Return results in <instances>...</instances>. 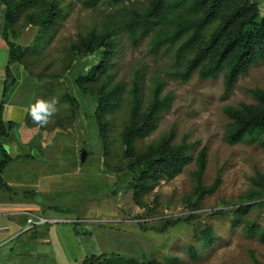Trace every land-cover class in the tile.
Wrapping results in <instances>:
<instances>
[{"label":"rangeland","instance_id":"1","mask_svg":"<svg viewBox=\"0 0 264 264\" xmlns=\"http://www.w3.org/2000/svg\"><path fill=\"white\" fill-rule=\"evenodd\" d=\"M90 1H62L63 14L57 32L46 46L42 61L31 67L37 76L49 78L51 73L62 76L65 84L60 92L52 94L37 77L33 78L40 84L33 91L20 79L24 67L19 65L21 81L12 87V95L24 99L32 91L29 109L36 99L54 98L57 113L43 127L30 119L35 130L25 143L19 135L20 127H16L20 138L17 137L25 146L19 143L17 150L12 148V155L31 152L35 156L10 163L2 177L12 189L0 186V204L14 200L15 204H9L16 210L29 206L38 214L67 221L37 226L20 234L14 221L18 227H24V217L3 211L0 225H8L10 229L0 232V264H82L86 257L103 253L133 256L134 260L150 259L155 264H264V241L259 236V230L264 229V207L254 205L247 212L229 211L243 203L242 196L252 186V178L264 173V147L246 141L231 144L225 138L232 121L225 108H241L257 101L252 90L264 89V60L252 65L227 92L224 72L217 77L201 78L198 69L186 81L180 77L179 71L187 67L192 56L190 53L177 58V50L187 35L175 43L163 44L157 52L152 51V35L136 42L126 31L120 35L119 51L105 76L124 86V93L120 106L105 119L111 120L108 126L113 127L108 139H114V147L119 149L120 123L129 115L130 89L135 75L140 74L144 82V105H150L158 82L162 85L159 96L166 100L155 127L139 141L140 148L171 132L176 143L184 139L193 143L190 148L193 159L181 173L161 179L136 199L137 189L129 183L135 184L136 180L133 173L126 171V160L120 155H116L118 161L110 160L100 146L93 102L77 94L75 88L84 112H77L76 118L69 122L66 114L74 104H61L60 96L65 87L73 89L71 79L78 60L68 69L73 57L72 42L80 34L101 30L109 19L122 21L135 10L143 13L148 1H127L116 17L108 15L118 13L123 7L121 4L100 0L94 6L87 5ZM259 1L264 8V0ZM3 7L0 4V86L9 59L8 47L3 51L6 47L1 30ZM22 25L21 22L17 34L9 32V37L28 45L37 36L38 27ZM44 68L46 74L42 71ZM99 84L102 83L99 81ZM63 116L64 123L59 125L57 118ZM203 148L208 155L204 184L211 186L219 179L220 185L195 210L192 204L194 173ZM83 152H86L85 161L81 158ZM222 210L228 212L220 213ZM183 215H191L188 223L165 231L151 228L160 221L159 217ZM207 227L213 229L216 242L211 249L201 250L195 259L190 256L189 247L199 243L196 239ZM252 227H259L255 229L257 234H252Z\"/></svg>","mask_w":264,"mask_h":264},{"label":"trees","instance_id":"2","mask_svg":"<svg viewBox=\"0 0 264 264\" xmlns=\"http://www.w3.org/2000/svg\"><path fill=\"white\" fill-rule=\"evenodd\" d=\"M62 1L0 0V4L4 5L2 36L9 51L8 63L4 69L3 99L18 82L19 76L14 73L15 65H23L24 69L32 77H37L46 89H50L52 94L60 92L64 87V80L61 81L62 76L59 74L56 76L51 73L49 78L37 76L31 68L38 66L42 61L46 46L57 32L60 16L63 14ZM99 1L92 0L86 4L94 6ZM127 1L130 0H113L112 2L119 3L123 7L119 9L118 13H110L108 17L119 16V13L126 7ZM147 1L148 4L143 13L135 10L122 21L119 18L118 20L109 19L101 30L96 29L87 34H80L77 40L72 42L73 57L70 62L68 61L67 67L71 68L78 60L76 71L78 68L80 72L76 76L77 72H73L74 78L71 79L73 89L65 87L60 96L61 104L64 102L74 104L71 112L66 114L70 118L69 122L76 118L77 112L81 110L84 112L81 96L93 102L99 132L98 139L102 143L100 146L110 160L115 162L118 158L116 155H120L126 160L128 168L126 171L133 173L136 180L135 184L129 182L130 186L132 184L137 189L136 199L140 197L141 192L149 191L161 179L172 178L181 173L193 159L190 151L193 143L187 139L176 143L173 132H171L157 141L148 143L145 148H140L139 141L155 127L162 109L166 106V100L159 96V93L162 92L160 82L153 88L154 95L150 105H144V82L140 74L135 75L130 89L129 115L120 123L119 149L114 147V139L111 137L108 139L113 127L108 126L112 121L105 119L120 106L124 93V86L119 82H113L111 76H105L109 67L114 64L113 57L119 51L120 35L126 31L134 42L141 37L152 35V51L154 52H157L163 44L175 43L182 36L187 35L177 50V58L186 57L190 53L192 56L187 67L179 71L180 77L186 81L198 69L201 78L217 77L224 72L227 92L233 88L242 74L249 71L252 65L264 60V8L263 5H260L261 1ZM21 22L24 27L27 25L38 27L37 36L28 45L20 44L9 37V32L15 34L19 32ZM84 59L86 62L82 63ZM85 64L87 65L85 66ZM45 69L42 70L44 74H46ZM99 81L102 84H99ZM40 82L37 84L39 85ZM75 88L77 94L81 95L80 97L76 95ZM252 93L257 100L255 103L244 104L241 108L237 106L225 108L232 118L225 138L231 144L246 141L256 142L264 147V89L256 88L252 90ZM37 101L36 99L35 103ZM4 103V100L0 102V186L12 189V186L2 177L4 170L15 160L33 158L35 154L30 152L18 156L12 155L9 146L12 142L19 140V136L16 131V122L4 120ZM64 118L65 116L57 118V123L62 125ZM26 121L31 125L29 115H27ZM18 142L25 146L20 140ZM207 163V149L203 148L198 154L197 169L194 173L192 204L195 210L200 207L201 200L207 194L213 193L220 185L219 179L211 186L204 184ZM9 202L15 204L14 200ZM242 202L239 207H234L229 211L239 213L247 212L254 205L264 207V173H258L257 177L252 178V186L243 194ZM13 210L16 209L9 210L10 215L14 212ZM227 212L228 210L220 211V213ZM148 214L150 215V213ZM19 216L24 217V221H27V215L20 214ZM190 217L191 215L159 217L157 220L160 221L156 225L152 224L151 228L158 227L165 231L171 227L188 223ZM139 224L143 229H147L145 223L140 222ZM257 228L259 227H255V229ZM255 229L254 227L251 229L254 235L257 234ZM24 232L27 231L20 234ZM259 236L261 241H264V229L259 230ZM216 239L211 227L204 228L196 239L199 240V243L190 245V256L197 259L201 250L211 249ZM115 255L117 253L93 254L86 257L82 264H155L150 259L134 260L133 256Z\"/></svg>","mask_w":264,"mask_h":264},{"label":"crops","instance_id":"3","mask_svg":"<svg viewBox=\"0 0 264 264\" xmlns=\"http://www.w3.org/2000/svg\"><path fill=\"white\" fill-rule=\"evenodd\" d=\"M5 44H6V42H5ZM6 48H7V44H6L5 49H3V51H6ZM19 70H20L19 65H15L14 66V73H15L16 76H18ZM23 70H22L23 72H20L22 74L21 75L22 77L20 79H24L25 82H27V84L29 86H31L30 89L35 91L36 85H37V81L25 69H23ZM20 79L18 78L17 84L20 83V81H21ZM15 86H13V88ZM2 91H3V83L0 86V102L3 101V100L5 101V103H4V112H3L4 120L5 121H10L11 120L13 122H16V127L17 126L20 127L19 135H21L20 136L21 137V141L23 139V142L25 143L26 139L31 137L33 132H34V130H35V128H34L35 124L29 125V124H27V121H26L27 120L28 111H29V103L31 101L30 97H29V94L32 91L28 92L27 93L28 95L24 96V99L17 98V97H15L14 94L12 95V88L10 89L9 93L7 94V96L3 99ZM11 95H12V97H10ZM18 144H19L18 140L12 142V144L9 146L10 150L12 151V148H13L14 151L17 150V148H18L17 145ZM18 155H21V154L17 153L16 156H18ZM19 160H21V159H19ZM9 203L10 202L8 201L6 203H1L0 204V218H2L1 214H2L3 211H5V213H6L7 211H9L11 209ZM14 224H15L16 232L17 231L20 232L23 227H18L17 224L15 223V221H14ZM3 232H8V230L7 231H3Z\"/></svg>","mask_w":264,"mask_h":264},{"label":"clouds","instance_id":"4","mask_svg":"<svg viewBox=\"0 0 264 264\" xmlns=\"http://www.w3.org/2000/svg\"><path fill=\"white\" fill-rule=\"evenodd\" d=\"M57 113L56 99L38 100L30 106L28 115L30 119L40 126H46L50 119Z\"/></svg>","mask_w":264,"mask_h":264},{"label":"built area","instance_id":"5","mask_svg":"<svg viewBox=\"0 0 264 264\" xmlns=\"http://www.w3.org/2000/svg\"><path fill=\"white\" fill-rule=\"evenodd\" d=\"M18 210L14 211L13 214L27 215V221L25 223V226L22 228L20 232L29 231L30 229L37 226H44L56 222L67 221V219H59L55 217L51 218V217H46L42 214H38L35 211H33V209L29 206H22ZM7 230H9V227L7 225H0V232Z\"/></svg>","mask_w":264,"mask_h":264},{"label":"water","instance_id":"6","mask_svg":"<svg viewBox=\"0 0 264 264\" xmlns=\"http://www.w3.org/2000/svg\"><path fill=\"white\" fill-rule=\"evenodd\" d=\"M81 158H82V161H85V158H86V152H83V153L81 154Z\"/></svg>","mask_w":264,"mask_h":264}]
</instances>
